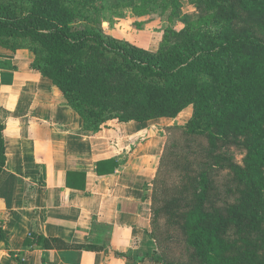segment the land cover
<instances>
[{"label": "trees", "instance_id": "1", "mask_svg": "<svg viewBox=\"0 0 264 264\" xmlns=\"http://www.w3.org/2000/svg\"><path fill=\"white\" fill-rule=\"evenodd\" d=\"M99 1L0 0V45L16 51L32 42V66L62 91L88 131L113 119L174 118L192 105L184 125L165 126L155 175L144 187L157 246L148 257L264 264V0H198L215 8L225 30H172L158 51L108 34L96 16ZM123 163L99 159L96 172L111 174ZM5 165L0 124V173ZM25 243L101 249L37 233Z\"/></svg>", "mask_w": 264, "mask_h": 264}, {"label": "crops", "instance_id": "2", "mask_svg": "<svg viewBox=\"0 0 264 264\" xmlns=\"http://www.w3.org/2000/svg\"><path fill=\"white\" fill-rule=\"evenodd\" d=\"M34 58L28 48L0 45V264H160L148 257L157 246L149 234L151 190L144 188L159 152L155 138L150 148L141 141L159 122L113 119L86 130ZM112 157L125 163L98 174L96 162ZM31 233L101 249L26 244Z\"/></svg>", "mask_w": 264, "mask_h": 264}, {"label": "rangeland", "instance_id": "3", "mask_svg": "<svg viewBox=\"0 0 264 264\" xmlns=\"http://www.w3.org/2000/svg\"><path fill=\"white\" fill-rule=\"evenodd\" d=\"M99 3L104 4V8L96 16L108 34L153 51L167 47L168 42L164 38L172 30L188 27L195 33L216 35L226 28V23L216 17L215 8L201 4L198 0H100ZM251 23V20L240 22L247 25ZM24 44L25 48L33 50L32 42L27 40ZM192 112L193 106L189 105L174 118L155 119L159 123L152 127V133L141 140L142 144H148L150 148L149 141L155 138L157 142L154 144L160 157L167 137L165 126L184 125ZM236 158L241 161L242 155L237 153Z\"/></svg>", "mask_w": 264, "mask_h": 264}]
</instances>
